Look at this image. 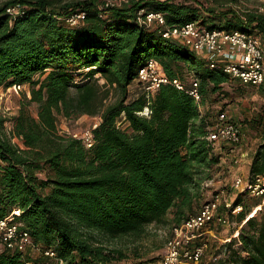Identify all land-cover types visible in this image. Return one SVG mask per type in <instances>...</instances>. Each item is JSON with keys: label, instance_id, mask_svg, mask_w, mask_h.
<instances>
[{"label": "trees", "instance_id": "1", "mask_svg": "<svg viewBox=\"0 0 264 264\" xmlns=\"http://www.w3.org/2000/svg\"><path fill=\"white\" fill-rule=\"evenodd\" d=\"M111 1L117 2L100 7L98 0H7L0 5V88L27 85L30 94L11 119L12 136L4 131L8 120L0 117V219L19 209L21 229L34 244L25 252L0 249V264H52L44 254L48 250L64 264H114L126 255L111 243L141 237L153 223L172 230L199 210L201 183L211 179L218 164L211 154L215 143L207 139L209 126L224 112L209 122L201 108L238 80L162 33L165 26L195 22L210 30L248 32L264 47L259 10L264 4L239 12L198 0ZM17 5L15 14L7 13ZM140 10L162 13L165 26L139 22ZM81 13L83 19L69 21ZM150 60L170 81L152 95L139 78ZM186 75L193 78L188 82ZM174 79L185 87L197 80L200 102L172 84ZM145 107L148 116L140 114ZM58 115L99 116L92 146L59 135ZM257 177H264V134L251 155L247 180ZM243 195L252 196L239 192L232 202L242 207L235 215L242 225L238 237L208 242L206 264H264V203L246 211ZM231 209L226 211L232 214Z\"/></svg>", "mask_w": 264, "mask_h": 264}, {"label": "built area", "instance_id": "2", "mask_svg": "<svg viewBox=\"0 0 264 264\" xmlns=\"http://www.w3.org/2000/svg\"><path fill=\"white\" fill-rule=\"evenodd\" d=\"M264 4V0H261ZM20 9L19 5L8 8V14H15ZM259 10L264 13V7ZM138 21L147 25L157 22L165 26V18L162 13L138 12ZM84 14L72 16L69 21L72 24L83 19ZM164 38H176L181 40L192 51L202 55L210 65V68L222 66L225 74L240 81L244 85L264 88V47L261 40L253 34L245 31H225L220 29L200 28L195 22L184 25L167 27L162 33ZM139 78L145 83V90L152 95L163 83L170 82L161 65L150 60L145 67L139 70ZM178 89L185 90L197 103L201 100L199 83L193 80L189 87H185L179 80L172 81ZM23 85H13L7 90H18ZM149 108L145 107L141 115L148 116ZM86 131L81 137L74 135L91 147L93 143L92 129ZM207 139L213 143H228L238 145L242 141L240 127L232 122L226 112H220L209 126ZM237 192H248L254 197H262L264 203V177H257L253 183L241 176H237L231 184ZM221 208H232V214L242 210L241 206L232 207V202L225 196L224 191H218L213 198L202 203L198 212L190 216L180 225L173 227L171 236L165 244L164 253L159 264H200L208 248V241L203 238L212 232L214 223L224 225L226 217ZM20 210L14 209L4 218L0 219V249L6 248L12 251L25 252L33 249L31 236L21 229L18 221ZM238 235V232H237ZM45 256L52 260V264H64L56 257L52 250H48Z\"/></svg>", "mask_w": 264, "mask_h": 264}, {"label": "rangeland", "instance_id": "3", "mask_svg": "<svg viewBox=\"0 0 264 264\" xmlns=\"http://www.w3.org/2000/svg\"><path fill=\"white\" fill-rule=\"evenodd\" d=\"M7 0H0V5ZM83 0H59L61 3L80 2ZM184 1V0H177ZM204 5H214L215 9L228 10L233 9L242 12L246 9H255L262 6L261 0H198ZM117 1L98 0L99 6L111 5ZM198 54V53H197ZM200 55V54H199ZM186 81H190L193 76L186 75ZM103 83V80H100ZM133 87H130L131 92ZM26 97H30L29 88L23 85L18 90H3L0 88V117L7 119L4 124V131L7 135L12 136L13 125L11 119L17 115L21 102ZM115 94L111 95L108 102L113 101ZM30 110L36 116V105L30 106ZM202 114L207 115V119L212 121L218 111H224L228 117L235 122L241 130L242 141L234 146L228 143H215L212 147V156L217 157L218 164L211 168V179H205L201 183L198 191L200 205L213 198L218 191H224L229 201L233 202L239 196L231 184L237 176L248 179L247 162L250 156L256 150L264 134V91L249 85H243L239 81L231 80L224 85L222 91L212 96V101L207 102L201 108ZM100 117H88L86 115L76 119H68L64 116H57L58 134L61 136L81 137L86 131L90 130L96 124H99ZM127 123H122L120 127L127 129ZM12 141L21 143L18 138L13 137ZM248 160V161H247ZM263 201L261 198L243 195L242 206L244 210H254L256 203ZM197 207V210L200 208ZM262 208V206H261ZM259 208L257 210L260 211ZM196 210V211H197ZM222 214L226 217L227 223L224 225L214 223L212 232L203 236L209 244L213 240L225 243L233 238L238 237L237 232L242 225H238L236 214H231L221 208ZM250 214V213H249ZM257 214V213H256ZM249 216V215H248ZM247 216V217H248ZM171 225L166 223H153L145 228L143 236L138 238L128 237L111 243L112 246L121 247L126 257L114 264H159L164 253L165 244L171 236ZM236 230L234 234L233 231ZM210 259L209 256L203 259L200 264H206Z\"/></svg>", "mask_w": 264, "mask_h": 264}, {"label": "crops", "instance_id": "4", "mask_svg": "<svg viewBox=\"0 0 264 264\" xmlns=\"http://www.w3.org/2000/svg\"><path fill=\"white\" fill-rule=\"evenodd\" d=\"M251 157V156H250ZM248 161V160H247ZM250 161H251V158H250ZM250 161L249 162H247V164L248 165H250ZM248 170H249V168H248ZM257 207V206H256ZM260 208H261V205H260Z\"/></svg>", "mask_w": 264, "mask_h": 264}]
</instances>
